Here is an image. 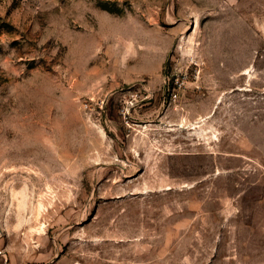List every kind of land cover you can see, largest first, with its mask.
Here are the masks:
<instances>
[{
    "label": "rangeland",
    "instance_id": "rangeland-1",
    "mask_svg": "<svg viewBox=\"0 0 264 264\" xmlns=\"http://www.w3.org/2000/svg\"><path fill=\"white\" fill-rule=\"evenodd\" d=\"M0 264H264V0H0Z\"/></svg>",
    "mask_w": 264,
    "mask_h": 264
}]
</instances>
